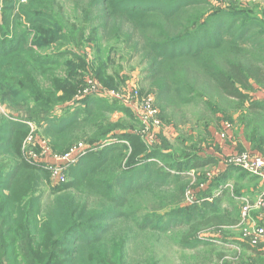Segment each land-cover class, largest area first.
I'll return each instance as SVG.
<instances>
[{"label": "rangeland", "instance_id": "374dc122", "mask_svg": "<svg viewBox=\"0 0 264 264\" xmlns=\"http://www.w3.org/2000/svg\"><path fill=\"white\" fill-rule=\"evenodd\" d=\"M192 2L0 0V264H264V235L253 244L259 252L246 240L264 227V180L236 163L246 153L264 156V110L250 109L264 99V86L246 90L241 102L189 67L186 98L161 96L183 80L175 75L179 62L159 52L221 10L249 12L259 21L251 35L264 32V0ZM89 96L99 103H81ZM77 104L75 125L61 130ZM30 123L36 127L27 129ZM31 132L37 142L29 144ZM42 141L60 154L86 144L99 151L95 168L60 186L50 169L26 157V145L40 154ZM217 199L218 214L199 212ZM178 207L189 210L173 219ZM193 208L199 214L191 219ZM98 212L114 218L95 221ZM69 215L87 226L85 239L60 245ZM13 238L16 251L7 253ZM183 238L199 242L186 246ZM50 244L58 257L46 259Z\"/></svg>", "mask_w": 264, "mask_h": 264}, {"label": "trees", "instance_id": "16d2710c", "mask_svg": "<svg viewBox=\"0 0 264 264\" xmlns=\"http://www.w3.org/2000/svg\"><path fill=\"white\" fill-rule=\"evenodd\" d=\"M193 4L192 0H187V5L191 6ZM138 9V8H135ZM153 9H161V7L156 6ZM245 20L244 24L239 28L234 30V22ZM259 21L257 17L251 15L249 12H244L241 10H221L215 13H212L208 18L207 22L204 24H196L194 30H186L177 39L169 38L161 46L159 52L160 56L164 57L165 62H179L180 68L175 69V75L178 73L183 80L181 88H173L171 85L169 88L161 91V96L163 93L167 94L169 91H174L178 93V97L185 99L186 98V88L184 83L190 88L191 85L188 83V72L189 67L193 72L197 74V78L202 77V74H206L205 81L206 85H213L214 89H217L223 95L237 99L241 102L247 100L248 96L245 92L257 86H264V58L257 54L255 57L254 49H259L262 56H264V42L257 40V37L264 38V32H255L254 35H251L253 30V25L257 24L259 26ZM218 54H220L218 56ZM163 62V61H162ZM164 62V63H165ZM158 61L156 60L153 64V67L158 66ZM179 71V72H178ZM182 92V93H180ZM160 96V97H161ZM204 96V95H203ZM97 100H100L97 97L92 98V96L85 98V101L81 103L91 104L99 103ZM73 106V105H72ZM89 108H92L88 105ZM99 107V106H96ZM70 109L68 114H65L61 118L60 123L63 125L61 130L64 128H71L76 123L77 115L75 113H80L81 108L77 105H74ZM88 108V109H89ZM250 109H262L264 110V99H259L250 104ZM79 111V112H78ZM62 113V112H61ZM66 113V112H65ZM59 119V118H58ZM50 122L53 120H48ZM26 128L30 130V125H26ZM60 130V129H59ZM28 131V130H27ZM64 148L66 152L71 146ZM54 149V147H53ZM56 150V149H55ZM59 151V150H57ZM102 151V150H101ZM100 151V152H101ZM99 153L94 150H89L87 154L82 156L79 161L70 167L68 170V180L64 183L59 184L60 186H65L73 183L74 181L80 180L84 177L91 169L95 168L96 165V155ZM96 161V162H95ZM206 162H195V166L199 167L205 164ZM37 167V166H35ZM13 173L9 177H13L18 173L17 168L11 170ZM49 173V171H48ZM50 174V173H49ZM160 176V174H158ZM165 179H171L169 174L163 175ZM162 177V176H160ZM220 200H215L214 203L205 201L204 204L197 207L199 212L204 211V215L209 213L218 214L220 211ZM191 209L190 218L193 219L195 215H198V209ZM197 209V211H196ZM189 209H183L182 207L174 208L169 213L173 219L179 217ZM189 211V212H190ZM77 215V214H76ZM81 215V214H80ZM79 216V215H78ZM92 217H95V221H106L114 218L113 216H103L101 213H95ZM91 217V218H92ZM215 217L217 223L220 222L221 217ZM28 218V217H26ZM29 219V218H28ZM31 220V219H29ZM34 223V221L31 220ZM36 222V221H35ZM66 228L62 234L61 238L58 240L60 245H67V241L71 238H81L85 239L84 231L86 225L84 222L75 220L73 222V217L69 215L66 218L64 224ZM15 237L18 236V232L13 233ZM183 244L188 246L192 244H197L199 239L194 241L188 240V238H183ZM248 243L251 244L248 247L255 252L256 250L250 239H246ZM248 245L247 243H242ZM50 244L45 246L47 251L51 250V253H46L45 258L50 259L54 256V246ZM6 247L8 249L7 253H13L16 251L17 240L15 238L6 242ZM61 250L60 248H58ZM62 252L66 255L72 254L73 250L71 249H62ZM9 264H16L15 261Z\"/></svg>", "mask_w": 264, "mask_h": 264}, {"label": "built area", "instance_id": "2783aa9c", "mask_svg": "<svg viewBox=\"0 0 264 264\" xmlns=\"http://www.w3.org/2000/svg\"><path fill=\"white\" fill-rule=\"evenodd\" d=\"M131 92L134 95H138L139 91L137 88L132 89ZM154 98L149 96L146 100L145 109L149 114H154L157 112L154 107ZM228 128L230 126L229 123L225 124ZM31 128H35L36 125L34 123H30ZM27 142L30 144L37 142L35 139V135L33 132L27 137ZM43 143V152L36 153L33 149L29 148V145H26V157L37 166H45L51 170L53 177L56 179L58 184L64 183L68 180V170L71 166L76 164L79 159L89 152V146L84 143H79L71 146L68 151L65 153H55L46 143V141H42ZM236 163L245 169L250 170L252 173L261 176L264 180V156L260 153H246L237 158ZM261 197L264 200V189L261 194ZM244 206V214H248L251 206V202L248 198H242ZM262 202V201H261ZM261 202H257L258 204H262ZM257 234H254V237L251 235L252 244H257L260 241V235H264V227L258 228L256 230Z\"/></svg>", "mask_w": 264, "mask_h": 264}, {"label": "crops", "instance_id": "0c3cea01", "mask_svg": "<svg viewBox=\"0 0 264 264\" xmlns=\"http://www.w3.org/2000/svg\"><path fill=\"white\" fill-rule=\"evenodd\" d=\"M96 107V106H95Z\"/></svg>", "mask_w": 264, "mask_h": 264}]
</instances>
